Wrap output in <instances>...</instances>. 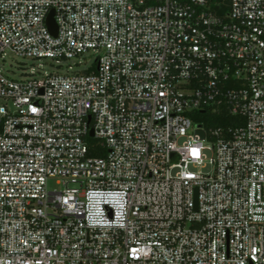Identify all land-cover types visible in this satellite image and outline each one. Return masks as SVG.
Masks as SVG:
<instances>
[{
    "label": "built area",
    "instance_id": "built-area-1",
    "mask_svg": "<svg viewBox=\"0 0 264 264\" xmlns=\"http://www.w3.org/2000/svg\"><path fill=\"white\" fill-rule=\"evenodd\" d=\"M215 6L0 0V264H264V0Z\"/></svg>",
    "mask_w": 264,
    "mask_h": 264
},
{
    "label": "rangeland",
    "instance_id": "rangeland-1",
    "mask_svg": "<svg viewBox=\"0 0 264 264\" xmlns=\"http://www.w3.org/2000/svg\"><path fill=\"white\" fill-rule=\"evenodd\" d=\"M96 54L92 51H88L82 55H80L77 59L73 60L72 63L75 64L73 67V71H86L89 69H95L94 61L96 59ZM48 60H27L21 59L17 57L8 56L4 59L3 67L10 78L15 80H22L24 78L23 74L28 73L30 69L41 68L43 71H47ZM53 182H51V186H53Z\"/></svg>",
    "mask_w": 264,
    "mask_h": 264
},
{
    "label": "trees",
    "instance_id": "trees-1",
    "mask_svg": "<svg viewBox=\"0 0 264 264\" xmlns=\"http://www.w3.org/2000/svg\"><path fill=\"white\" fill-rule=\"evenodd\" d=\"M223 0H211V5H212V8L216 11L217 14L221 15L223 14L224 10L226 9L225 7H217L215 6L216 4L218 3H221ZM205 117V115H204ZM205 123H207L209 126H218V125H224L225 122H226V119H222L221 116H215L214 119L211 121L209 120H204ZM90 142H92L90 140ZM91 156H94V157H103L104 156V151L102 150H98L94 153H90Z\"/></svg>",
    "mask_w": 264,
    "mask_h": 264
},
{
    "label": "water",
    "instance_id": "water-1",
    "mask_svg": "<svg viewBox=\"0 0 264 264\" xmlns=\"http://www.w3.org/2000/svg\"><path fill=\"white\" fill-rule=\"evenodd\" d=\"M46 25H47V28L49 30V32L52 34V36H56L57 35V25L55 23V20H54V13L51 12L46 20ZM89 136L90 137H93L94 134H93V131L90 130L89 132Z\"/></svg>",
    "mask_w": 264,
    "mask_h": 264
}]
</instances>
